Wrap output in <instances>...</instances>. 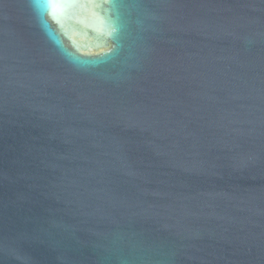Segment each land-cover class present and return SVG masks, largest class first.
Wrapping results in <instances>:
<instances>
[{
	"label": "water",
	"instance_id": "water-1",
	"mask_svg": "<svg viewBox=\"0 0 264 264\" xmlns=\"http://www.w3.org/2000/svg\"><path fill=\"white\" fill-rule=\"evenodd\" d=\"M0 264H264V0H0Z\"/></svg>",
	"mask_w": 264,
	"mask_h": 264
}]
</instances>
